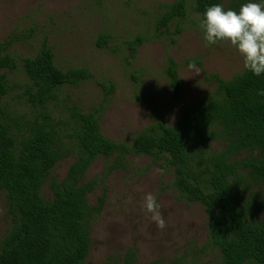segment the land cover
<instances>
[{"label": "rangeland", "instance_id": "rangeland-1", "mask_svg": "<svg viewBox=\"0 0 264 264\" xmlns=\"http://www.w3.org/2000/svg\"><path fill=\"white\" fill-rule=\"evenodd\" d=\"M176 1L0 0V43H11L8 53L18 64L16 71L4 72L10 93L0 108L13 123L15 133L24 132L39 118V109L27 104L24 97L29 80L22 63L35 57L45 40L59 69H88L93 75L77 86L60 90L58 101L49 107L53 124L63 132L65 149L73 145L74 109L99 111L103 135L120 144L131 145L139 133L155 123L159 112L167 125L174 127L180 112L173 103L167 76L169 60L176 64L182 98L188 107L216 94L217 85L211 76L231 81L242 74V57L230 44L205 47L195 0H185L184 19L158 30L164 6ZM235 1L222 0V4L227 9ZM101 37H107L109 43L99 46ZM138 38L143 43L133 58L131 43ZM190 64L195 67L190 69ZM211 147L217 150L222 144ZM114 160L98 158L85 177V181L99 183L89 196L91 205L106 195L103 212L92 224L87 264H120L131 250L138 253L137 264H222L219 251L210 246L205 209L179 198L173 187L174 173L166 162L129 156L125 169L106 176ZM74 162L75 157L68 154L51 176L62 181ZM246 187L249 193L264 196V184L246 181ZM148 193L160 205L163 229L142 207ZM43 195L52 198L48 184ZM257 218L264 222V213ZM11 228L6 194L0 193V247Z\"/></svg>", "mask_w": 264, "mask_h": 264}, {"label": "trees", "instance_id": "trees-1", "mask_svg": "<svg viewBox=\"0 0 264 264\" xmlns=\"http://www.w3.org/2000/svg\"><path fill=\"white\" fill-rule=\"evenodd\" d=\"M244 2L235 1L229 8L238 10ZM216 3L222 0H195V11L201 17ZM164 10L158 30L186 17V1L177 0ZM108 43L107 37H101L98 45ZM142 43L141 38L131 43V57ZM10 46V42L0 43V102L10 93L4 72L18 68L8 53ZM22 69L29 80L24 97L40 114L30 127L16 134L0 108V193L6 194L12 220V228L1 243L0 264H87L92 224L103 212L106 195L91 205L89 196L99 183L85 181V177L100 157L115 158L105 172L107 176L125 169L129 156H149L167 163L179 198L205 209L210 246L219 251L222 264H264V222L257 218L264 213V196L246 190V181L264 184V97L256 95L257 89H264V76L243 72L224 81L213 75L210 80L216 82V94L188 107L176 64L169 60L167 76L173 103L180 112L174 127L168 126L159 112L155 123L139 133L131 145L120 144L103 135L99 111L74 109L73 145L65 149L63 132L53 124L49 107L58 101L60 90L93 75L88 69H59L46 40L35 57L23 61ZM214 143L222 147L214 150ZM68 154L75 162L58 181L51 175ZM47 184L51 199L43 195ZM137 257V251L131 250L120 264H137Z\"/></svg>", "mask_w": 264, "mask_h": 264}, {"label": "clouds", "instance_id": "clouds-1", "mask_svg": "<svg viewBox=\"0 0 264 264\" xmlns=\"http://www.w3.org/2000/svg\"><path fill=\"white\" fill-rule=\"evenodd\" d=\"M205 47L219 42L230 44L242 57L245 73L264 76V0H245L238 10L225 8L222 3L208 6L198 22ZM189 65V68H194ZM264 97V89L256 90ZM143 209L151 213V220L159 229L165 227L157 198L148 193Z\"/></svg>", "mask_w": 264, "mask_h": 264}]
</instances>
